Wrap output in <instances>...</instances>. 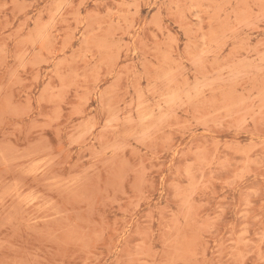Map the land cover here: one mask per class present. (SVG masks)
<instances>
[{
    "label": "clouds",
    "instance_id": "9594fccd",
    "mask_svg": "<svg viewBox=\"0 0 264 264\" xmlns=\"http://www.w3.org/2000/svg\"><path fill=\"white\" fill-rule=\"evenodd\" d=\"M0 264H264V0H0Z\"/></svg>",
    "mask_w": 264,
    "mask_h": 264
},
{
    "label": "rangeland",
    "instance_id": "374dc122",
    "mask_svg": "<svg viewBox=\"0 0 264 264\" xmlns=\"http://www.w3.org/2000/svg\"><path fill=\"white\" fill-rule=\"evenodd\" d=\"M141 15H142V16L147 15V10L142 8V9H141Z\"/></svg>",
    "mask_w": 264,
    "mask_h": 264
}]
</instances>
